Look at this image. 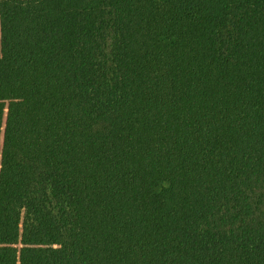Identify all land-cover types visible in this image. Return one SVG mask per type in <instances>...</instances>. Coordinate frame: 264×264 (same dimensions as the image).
<instances>
[{
  "label": "trees",
  "instance_id": "1",
  "mask_svg": "<svg viewBox=\"0 0 264 264\" xmlns=\"http://www.w3.org/2000/svg\"><path fill=\"white\" fill-rule=\"evenodd\" d=\"M0 264H264V0H0Z\"/></svg>",
  "mask_w": 264,
  "mask_h": 264
}]
</instances>
